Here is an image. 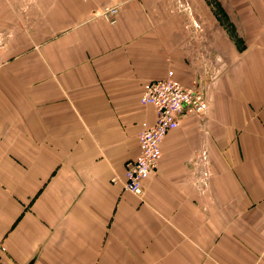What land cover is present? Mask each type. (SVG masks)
I'll return each mask as SVG.
<instances>
[{"label":"crops","instance_id":"1","mask_svg":"<svg viewBox=\"0 0 264 264\" xmlns=\"http://www.w3.org/2000/svg\"><path fill=\"white\" fill-rule=\"evenodd\" d=\"M169 72L207 110L133 194L111 178ZM0 243V264H264V0H0Z\"/></svg>","mask_w":264,"mask_h":264},{"label":"built area","instance_id":"2","mask_svg":"<svg viewBox=\"0 0 264 264\" xmlns=\"http://www.w3.org/2000/svg\"><path fill=\"white\" fill-rule=\"evenodd\" d=\"M119 5H105L94 16L103 17L113 24L116 22ZM140 102L155 108V122L151 127L139 132V156L124 165L123 178H111V183L120 181L125 190L137 195L143 193L144 182L158 166L161 142L165 135L178 126L183 116H203L207 110L204 93L196 87L182 85L173 77L172 72L165 78L149 81L145 85ZM3 251L0 243V253Z\"/></svg>","mask_w":264,"mask_h":264},{"label":"rangeland","instance_id":"3","mask_svg":"<svg viewBox=\"0 0 264 264\" xmlns=\"http://www.w3.org/2000/svg\"><path fill=\"white\" fill-rule=\"evenodd\" d=\"M230 35L234 41V45L237 47V49L239 50V52H243L245 51V44L242 41V39L238 36V33L235 32L234 29H231Z\"/></svg>","mask_w":264,"mask_h":264}]
</instances>
